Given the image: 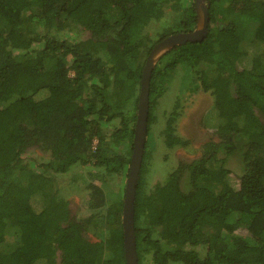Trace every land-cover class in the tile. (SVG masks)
I'll return each instance as SVG.
<instances>
[{
	"label": "trees",
	"instance_id": "trees-1",
	"mask_svg": "<svg viewBox=\"0 0 264 264\" xmlns=\"http://www.w3.org/2000/svg\"><path fill=\"white\" fill-rule=\"evenodd\" d=\"M209 2L207 38L173 48L151 74L139 264H264V0ZM197 22L195 0H0V264H126L143 70L155 45ZM186 92L213 98L204 121L217 139L150 185L157 133L167 148L190 144L176 134L182 100L156 131L162 101ZM35 150L49 156L37 166ZM76 167L101 185L77 175L65 188L56 175Z\"/></svg>",
	"mask_w": 264,
	"mask_h": 264
},
{
	"label": "rangeland",
	"instance_id": "rangeland-1",
	"mask_svg": "<svg viewBox=\"0 0 264 264\" xmlns=\"http://www.w3.org/2000/svg\"><path fill=\"white\" fill-rule=\"evenodd\" d=\"M80 39L89 38V33L84 32L78 35ZM182 100V109L180 116L176 121V134L186 140L190 141L187 147H180L177 149H170L164 146V138L158 131H162L164 127L167 126V117L169 113L175 108V103ZM213 104V98L208 93H198L192 94L186 92L183 96L171 93L169 97L165 98L159 107L158 120L160 124V129L156 126L159 149L158 152L153 154V161H155L152 166L154 173L152 178H150V185L156 184L159 180L167 178L170 172H172V165H178L180 162H191L201 157L202 146L212 140L217 139L216 127L214 124H209L204 121V116L211 108ZM205 123L207 125H205ZM218 141V140H217ZM29 162L32 165L37 166L34 162H43L48 159V155L41 151L35 150L28 153ZM163 160H166L164 162ZM227 167L231 170L232 175L242 174V163L239 157L227 160ZM78 175L84 176V178L92 181L95 180L97 185H101L100 179L94 176L93 171L88 168L76 167L70 172L63 175H56L61 183H64L65 188H69L68 184L73 181V179ZM95 177V178H94ZM233 178V177H232ZM128 179V178H127ZM236 179H232V182L236 184ZM127 183V180L125 181ZM126 188V185H125ZM84 192L80 191L79 187H75L71 191L70 201L71 209L74 213L80 203L84 202Z\"/></svg>",
	"mask_w": 264,
	"mask_h": 264
},
{
	"label": "water",
	"instance_id": "water-1",
	"mask_svg": "<svg viewBox=\"0 0 264 264\" xmlns=\"http://www.w3.org/2000/svg\"><path fill=\"white\" fill-rule=\"evenodd\" d=\"M197 25L192 33L171 35L159 42L149 54L141 81L139 104L130 171L126 183L123 207V231L126 264H139L135 234V197L145 154L150 114V80L158 61L170 50L186 43L203 42L209 33V0H195Z\"/></svg>",
	"mask_w": 264,
	"mask_h": 264
}]
</instances>
